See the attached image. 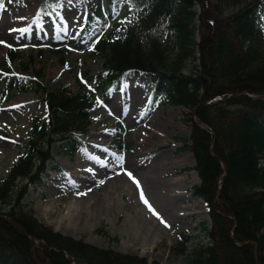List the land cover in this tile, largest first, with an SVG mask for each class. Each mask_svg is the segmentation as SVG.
<instances>
[{
  "label": "trees",
  "instance_id": "1",
  "mask_svg": "<svg viewBox=\"0 0 264 264\" xmlns=\"http://www.w3.org/2000/svg\"><path fill=\"white\" fill-rule=\"evenodd\" d=\"M83 1L78 37L88 36L101 15ZM110 1L128 7L92 48L103 60L92 77L96 86L107 93L139 74L154 83V101L189 110L183 148L195 159L200 182L191 191L205 202L210 226L186 264H264V0ZM190 58L193 68L184 72ZM38 78L6 83L34 87L46 117L34 118L23 153L0 181V264H163L54 231L26 208L29 186L49 171L64 172L53 148L72 156L83 146L78 133L88 129L93 106L90 93L50 90ZM189 239L176 244L180 253Z\"/></svg>",
  "mask_w": 264,
  "mask_h": 264
},
{
  "label": "rangeland",
  "instance_id": "2",
  "mask_svg": "<svg viewBox=\"0 0 264 264\" xmlns=\"http://www.w3.org/2000/svg\"><path fill=\"white\" fill-rule=\"evenodd\" d=\"M42 1L0 0V45L6 49L0 57V180L23 152L34 118L45 116L39 92L34 87L6 89L7 78L24 83V77L38 75L50 90L65 87L84 94L94 91L91 77L102 68L103 60L91 53L92 45L127 8L125 2L112 5L110 0H88L99 7L101 16L95 21L93 35L86 39L75 37L85 16L82 0H47V8L43 9ZM262 13L264 32V4ZM10 51H15L14 59H10ZM215 54L218 56L217 50H213ZM218 58L221 61L223 56ZM193 64L191 58L187 59L183 71H191ZM153 87L150 79L128 75L116 91H96L90 124L80 133L84 147L69 156L55 146L53 155L64 173L50 172L40 184L29 187L24 204L40 222L64 235L149 261L186 264L185 254L196 243L207 240L205 228L210 222L203 200L191 192L199 177L193 170L192 153L183 148L189 143V110L154 101ZM138 112V120L131 119ZM162 120L167 125L160 126L162 132H156L154 126ZM172 176L181 177L176 182L179 186L184 184L183 198L172 195L175 183L167 181ZM111 177L120 183L126 182L124 177L137 181L159 218L141 200V193L130 196L127 185L113 183L120 198L111 194L106 204L103 197L108 190L106 181ZM22 184L18 181V186ZM70 201L80 202L83 210L73 226L64 227L59 219ZM48 203H52L49 208ZM180 205L186 207L184 214L177 216ZM126 211L130 216L126 217ZM161 219L164 223L158 227ZM148 221L153 225L147 226ZM133 223L144 237L148 236V229L156 231L152 244L133 237ZM182 236L190 238L184 254L176 247Z\"/></svg>",
  "mask_w": 264,
  "mask_h": 264
},
{
  "label": "bare ground",
  "instance_id": "3",
  "mask_svg": "<svg viewBox=\"0 0 264 264\" xmlns=\"http://www.w3.org/2000/svg\"><path fill=\"white\" fill-rule=\"evenodd\" d=\"M5 50L6 49L0 45V57L5 54V52H6ZM138 114H139V112L138 113H133L131 115V119H136L135 121H137L138 120V118H137ZM163 125L164 126L167 125L166 120H162L160 124H157V126H154V130H156V132H162L163 129L160 128V126H163ZM124 178L126 179V182H124V183L123 182L120 183L119 181H116V179L114 177H111V178L107 179L106 182H107V187H108L107 189L108 190L106 192L105 198L103 197V199H105L106 204L109 201L108 198H110L111 194H114L117 197V199L120 198V191H118L116 187H113L114 186L113 183L119 184V186H120V184L127 185L128 188H129L130 196H133V193H135V195H136L137 193L140 194L142 192V189H139V187H137V183L136 182L129 180L128 177H124ZM180 179H181V177H179V176H172V177L167 179L169 184L175 183V187L172 188L171 191H172V195L174 197H176V198H180V197L183 198V195H184V190H183L184 184L179 186L177 184V182H176V181H178ZM180 191H181V193H180ZM101 203H102V210H105L106 208H104V207L106 205L104 204L103 201H101ZM51 204L52 203H48L47 207L49 208ZM79 204H80V202L77 203V202L70 201L69 204L67 205V209H66L65 214L59 219V223L63 222L64 227L73 226L75 224L76 217H78L79 214H81L82 210H83V208L81 206H79ZM108 204H109V202H108ZM185 207L186 206H182V205L178 206L175 214L177 216L183 215ZM85 209L88 210V207H86ZM125 214H126V217H128V216H130L131 213L129 211H126ZM135 224L137 225V222H135ZM135 224L133 223V226L135 228V235L133 237L136 240H139V241L146 240L148 243L150 242L149 244H152V242L157 237L156 231L155 230L154 231H150V229H148L147 233H149V234H148L147 237H144L143 234L138 232V230L136 229V225ZM151 225H153V222L152 221H148L147 226L150 227ZM162 225H163V223L160 222L159 225H157V226L161 227Z\"/></svg>",
  "mask_w": 264,
  "mask_h": 264
},
{
  "label": "snow or ice",
  "instance_id": "4",
  "mask_svg": "<svg viewBox=\"0 0 264 264\" xmlns=\"http://www.w3.org/2000/svg\"><path fill=\"white\" fill-rule=\"evenodd\" d=\"M37 16H39V13H37ZM33 22L36 23L37 21L34 20ZM19 31L25 32V31H27V29H19ZM129 176L131 177V174L130 173H129ZM134 182H136L137 183V187H139V183L137 181H134ZM101 183H103V181H101ZM141 200L149 208V211L153 212L154 215H157L158 216V214L155 212V210L151 207L150 204H148V201L144 198L143 192H141ZM158 218H159V216H158ZM161 222L164 223V221L162 219H161Z\"/></svg>",
  "mask_w": 264,
  "mask_h": 264
}]
</instances>
